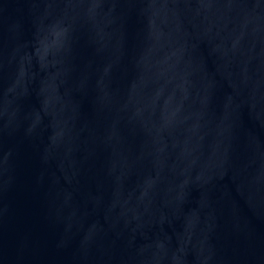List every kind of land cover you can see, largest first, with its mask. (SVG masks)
Segmentation results:
<instances>
[{
    "label": "water",
    "instance_id": "water-1",
    "mask_svg": "<svg viewBox=\"0 0 264 264\" xmlns=\"http://www.w3.org/2000/svg\"><path fill=\"white\" fill-rule=\"evenodd\" d=\"M0 264H264V0H0Z\"/></svg>",
    "mask_w": 264,
    "mask_h": 264
}]
</instances>
